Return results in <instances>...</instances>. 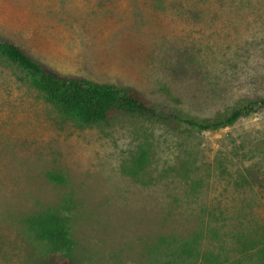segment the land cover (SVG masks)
Wrapping results in <instances>:
<instances>
[{
  "label": "rangeland",
  "instance_id": "1",
  "mask_svg": "<svg viewBox=\"0 0 264 264\" xmlns=\"http://www.w3.org/2000/svg\"><path fill=\"white\" fill-rule=\"evenodd\" d=\"M0 40L53 74L131 86L160 113L214 120L264 97V0H0ZM18 76L0 60V264L255 263L264 110L211 131L130 114L78 126ZM141 146L137 182L122 167ZM65 200L71 258L24 225Z\"/></svg>",
  "mask_w": 264,
  "mask_h": 264
},
{
  "label": "trees",
  "instance_id": "2",
  "mask_svg": "<svg viewBox=\"0 0 264 264\" xmlns=\"http://www.w3.org/2000/svg\"><path fill=\"white\" fill-rule=\"evenodd\" d=\"M0 60L16 68L19 72L18 79L26 82L58 118L71 121L78 126H101L107 124L117 114H130L181 123L197 131H211L232 125L250 113L264 110V97H257L214 120H197L172 112L160 113L131 86L53 74L19 46L6 40H0ZM150 158L149 147L141 146L122 167V172L139 182L146 173ZM47 178L56 184L65 183V177L59 172H50ZM63 204L60 211L45 210L26 217L24 225L35 239L46 242L54 252L71 258L73 241L69 235L68 215L65 214L71 200H65ZM249 247L253 249L254 264H264V241L258 246L251 242ZM191 251H193L191 245L183 250L187 254ZM166 264L177 263L169 261Z\"/></svg>",
  "mask_w": 264,
  "mask_h": 264
}]
</instances>
